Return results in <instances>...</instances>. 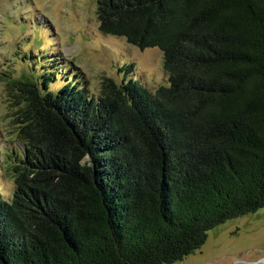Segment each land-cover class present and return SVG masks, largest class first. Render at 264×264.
<instances>
[{
    "label": "trees",
    "instance_id": "trees-1",
    "mask_svg": "<svg viewBox=\"0 0 264 264\" xmlns=\"http://www.w3.org/2000/svg\"><path fill=\"white\" fill-rule=\"evenodd\" d=\"M98 5L102 34L163 52L170 86L9 82L25 149L0 264H176L264 208V0Z\"/></svg>",
    "mask_w": 264,
    "mask_h": 264
},
{
    "label": "rangeland",
    "instance_id": "rangeland-1",
    "mask_svg": "<svg viewBox=\"0 0 264 264\" xmlns=\"http://www.w3.org/2000/svg\"><path fill=\"white\" fill-rule=\"evenodd\" d=\"M98 9V0H0V193L7 201L15 190L7 166L25 149L9 82L37 72L55 91L69 78L92 98L102 97L105 79H133L153 94L170 86L163 52L102 34ZM176 264H264V208L212 230L200 250Z\"/></svg>",
    "mask_w": 264,
    "mask_h": 264
}]
</instances>
